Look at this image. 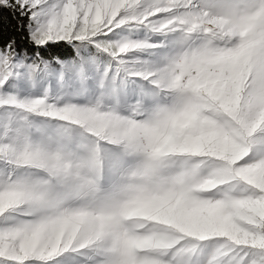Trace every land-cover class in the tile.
Instances as JSON below:
<instances>
[{
	"label": "snow or ice",
	"instance_id": "obj_1",
	"mask_svg": "<svg viewBox=\"0 0 264 264\" xmlns=\"http://www.w3.org/2000/svg\"><path fill=\"white\" fill-rule=\"evenodd\" d=\"M0 264H264V0H0Z\"/></svg>",
	"mask_w": 264,
	"mask_h": 264
}]
</instances>
